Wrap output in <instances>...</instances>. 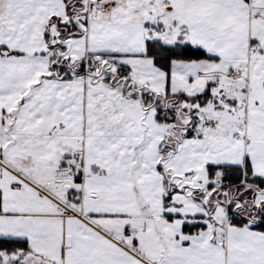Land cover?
Listing matches in <instances>:
<instances>
[{"label": "snow or ice", "instance_id": "6c2138e0", "mask_svg": "<svg viewBox=\"0 0 264 264\" xmlns=\"http://www.w3.org/2000/svg\"><path fill=\"white\" fill-rule=\"evenodd\" d=\"M0 264H264V0H0Z\"/></svg>", "mask_w": 264, "mask_h": 264}]
</instances>
